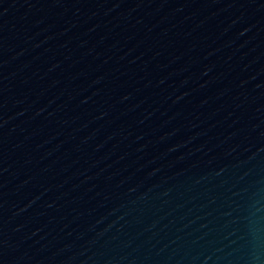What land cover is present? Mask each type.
<instances>
[{"label":"water","instance_id":"obj_1","mask_svg":"<svg viewBox=\"0 0 264 264\" xmlns=\"http://www.w3.org/2000/svg\"><path fill=\"white\" fill-rule=\"evenodd\" d=\"M0 264H264V0H0Z\"/></svg>","mask_w":264,"mask_h":264}]
</instances>
